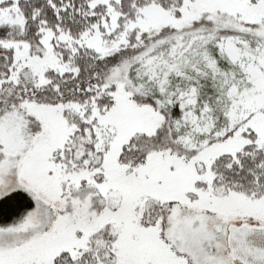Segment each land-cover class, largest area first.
I'll return each instance as SVG.
<instances>
[{
  "label": "snow or ice",
  "instance_id": "6c2138e0",
  "mask_svg": "<svg viewBox=\"0 0 264 264\" xmlns=\"http://www.w3.org/2000/svg\"><path fill=\"white\" fill-rule=\"evenodd\" d=\"M0 264H264V0H0Z\"/></svg>",
  "mask_w": 264,
  "mask_h": 264
}]
</instances>
